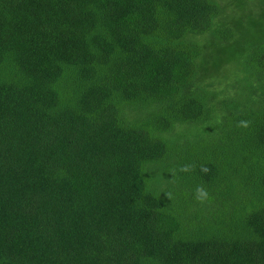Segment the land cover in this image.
<instances>
[{
  "label": "trees",
  "instance_id": "trees-1",
  "mask_svg": "<svg viewBox=\"0 0 264 264\" xmlns=\"http://www.w3.org/2000/svg\"><path fill=\"white\" fill-rule=\"evenodd\" d=\"M0 264H264V0H0Z\"/></svg>",
  "mask_w": 264,
  "mask_h": 264
},
{
  "label": "clouds",
  "instance_id": "clouds-1",
  "mask_svg": "<svg viewBox=\"0 0 264 264\" xmlns=\"http://www.w3.org/2000/svg\"><path fill=\"white\" fill-rule=\"evenodd\" d=\"M197 192H198L199 196H201V197L207 195V194H206L205 192H203V190H201V189H198Z\"/></svg>",
  "mask_w": 264,
  "mask_h": 264
}]
</instances>
